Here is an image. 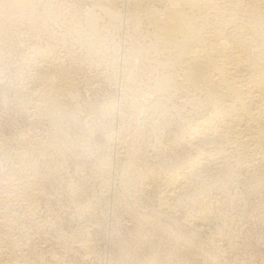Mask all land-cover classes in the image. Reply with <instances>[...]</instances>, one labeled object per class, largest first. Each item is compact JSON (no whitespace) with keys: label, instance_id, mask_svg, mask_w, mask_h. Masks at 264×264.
<instances>
[{"label":"rangeland","instance_id":"1","mask_svg":"<svg viewBox=\"0 0 264 264\" xmlns=\"http://www.w3.org/2000/svg\"><path fill=\"white\" fill-rule=\"evenodd\" d=\"M42 1L34 32L24 23L0 36V264H264L263 147L248 138L249 150L226 147L227 158L198 165L207 179L200 184L184 161L195 156L186 144L192 116L154 89L151 78L175 68L163 71L146 57L154 54L150 26L117 22L111 31L115 25L102 22L107 32L101 31L105 40L99 37L97 48L104 49L89 55L54 15L61 9L83 25L92 3ZM36 45L39 51L55 46L66 57L54 75L68 77L65 95H71L61 101L71 115L50 116L36 101L29 63ZM212 172L217 181L210 180ZM175 173L189 183L187 191Z\"/></svg>","mask_w":264,"mask_h":264},{"label":"bare ground","instance_id":"2","mask_svg":"<svg viewBox=\"0 0 264 264\" xmlns=\"http://www.w3.org/2000/svg\"><path fill=\"white\" fill-rule=\"evenodd\" d=\"M37 1H41V0H0V36L8 34L9 30H11V27L13 26L15 27V25L18 26L19 24L22 25L27 24V26L29 25V27L33 31L34 28H32V26H35L34 24L36 20L43 19L42 17H39L37 14L40 12L36 13L35 11V8L37 7L36 6ZM88 1L90 2V4L92 3L91 7H93V10H89L90 11L89 13L88 11H86L88 14L84 15L85 17L83 19L84 20L83 25L80 24L82 23L80 22L81 21L80 18H79L80 21L78 22L74 21V19L77 17L76 16L77 14L76 15L74 14L76 17L75 18L73 17L74 18L73 19L72 17H67L63 15L61 9L59 11L54 9L56 11L54 16L57 15L56 19L58 18L62 19V23L64 25L63 27L67 28L70 31V34L71 33L73 34V37L76 39V41L79 42V45L80 44L84 45V46L83 45L80 46L81 48L86 47L87 50L83 49V51L84 50L88 51V54L90 53L91 55L94 54L96 56H99L101 54L100 53L101 49H104L102 48L103 45L100 44L99 45L101 48H97L98 43L103 41V40L99 41L100 35L104 37L107 32L106 28H109L108 26H106L105 27L106 30H101L100 23L102 22H106V24H109V26H113L117 22H130L134 28L136 26H139V24L141 25L142 21H145L150 26L151 32L154 35V37H152L154 38V41L152 44L153 46L149 49H151L154 54L153 55L149 54L148 56L150 55L151 56L150 57L146 56V57L149 58L150 62L160 67V69L163 71H165L164 69L175 68V70L172 71V73L166 74L165 72V74H162L161 76L159 75L160 77L156 78V81L154 80V78H151L155 82L154 89L156 93L160 94L159 96L161 97L163 96L164 98L166 97L168 99L177 100L179 102L178 105L179 107L177 106L175 107L177 112H182L183 109H187L192 116L191 118L188 117L190 118L188 120V127L184 125L187 127L188 130H190L192 135L191 137L189 136L190 138L186 136L187 138H189V141L186 142L187 141L186 139V141L184 142H186V144L187 143L190 144L191 149H193L192 151H195V156L190 157L188 159L186 158L187 160L184 161H186V163L187 161H189L188 166L190 168L188 169H190L189 171L194 176L197 177L198 181L202 182L200 184H205V182H207L206 181L207 179L206 176L204 175V172H199V173L196 172L197 168L199 166L200 167L206 166L203 165V162L208 163L206 161H210L211 163L212 161H215L216 158L217 159L227 158L226 156L228 153V152L226 153L227 148H233L234 150H236L237 148L242 147L243 149L246 150L247 149V145L245 143L246 141L245 142L243 141V139L245 138L250 139L253 142L252 144L255 146V148H261V146L263 147V149H261L262 153L260 154H262L261 160L262 163H264V0H88ZM57 3H59V1H57ZM61 3L64 2L61 1ZM119 6L123 8V12L119 10ZM94 11H97V14ZM51 12H53V10ZM70 15H72V13ZM99 15H102V17H100ZM52 19H55V17H53ZM56 22H58L59 25V21ZM46 23H50V22H46ZM62 23L60 22V26ZM36 24H40V23L37 22ZM106 24H102V25H106ZM17 26L16 28L19 27ZM63 27H61V29ZM115 27L116 25L110 27L109 30H111V28L114 29ZM53 29L55 28L53 27ZM137 29L138 27L136 28V30ZM35 31H39V29ZM55 31H54L55 34L61 33L59 31L58 32ZM101 31L103 32L106 31L104 32L105 35H103L104 33L101 34L102 33ZM39 33L36 32V35ZM84 33L86 34L84 35ZM62 34L65 35V37L67 35L64 33ZM102 36L100 37V39L102 38ZM13 37L15 38V35ZM49 37L51 38L52 36ZM61 40L62 42L66 41V39L65 38L62 39V37ZM50 41L52 42V40ZM71 41H74V43L76 42L75 40H71ZM4 44L5 43H3L2 45ZM64 44L65 43H63L62 45ZM14 47L16 48V46ZM73 48L74 47H72V50ZM81 48L79 50H82ZM38 49H39L38 46L37 49L33 48L31 54L29 55V60H30L29 63L31 64L30 66L32 68V73H30L31 74L30 83L32 84V86L30 87V89H32L33 93H35L34 96H36L37 98L36 101L44 104L45 110L50 113L49 114L50 116L53 115L55 117L57 116L65 117L71 115L70 111L63 110L64 108L62 107L64 106L62 105L65 104H62L63 100L61 101V97L70 94L68 93L67 95H65V91L70 90V88L65 90V88H67L66 86L68 85V80H67L68 77L62 74L59 77L60 78L59 79L54 75L56 69L63 64V58L66 57L64 56V54L63 55L60 54L61 51L60 53H58L55 50V46L54 48L51 46H47L43 51H39ZM68 49L65 51H69ZM102 53H104V50ZM85 55L88 56L87 54ZM75 56H76V52H75ZM103 58L101 59L100 57L101 59L100 62L103 61ZM90 60L92 59L90 58ZM151 64L149 65L148 63L149 66H151ZM1 66L3 67V65ZM154 69L151 70L154 71ZM60 70H63V68ZM62 72L63 71H61V73ZM159 72L161 71H158V73ZM30 92L31 90L28 93ZM150 94L152 95V93ZM29 95H31V93ZM156 99L157 98H155V100ZM145 100H149V98H146ZM157 101L158 100H156V102ZM163 101H161V103L165 102ZM144 102L146 103V101ZM148 102L151 103L150 100ZM39 103H36V105H40ZM69 106L72 107V105L70 104ZM169 106L171 107L174 105L169 104ZM155 108H151V109H155ZM165 108L166 107H164L163 109ZM40 109H42L41 106ZM161 111L162 110H160V112ZM163 111L165 112V110ZM174 114H176V112H174ZM181 120L183 119H180V121ZM186 121L187 120H185L184 122L186 123ZM184 134L187 135L186 133ZM181 140L182 139H180L179 144H181ZM251 141L248 142L250 143ZM183 146L185 145L183 144ZM186 146L183 147V149H186L188 147ZM212 151H215L214 155ZM179 153L180 152H178L177 155ZM187 153H189V151H187ZM181 154H179V156H181ZM185 157H186L185 155L181 156V159L183 160V158ZM179 162L177 164H179ZM183 165L186 166V164ZM215 165L217 166V164ZM218 166L220 168L221 165ZM215 171H218V169ZM176 172L179 173V171ZM178 173H175L176 175L174 174H170V175H174V179L177 181V184L182 186L181 189L183 190V188H186V190L184 189V191H187V189H189V187L191 186L187 185L189 183L186 184L185 183L186 180L184 179L185 181H183L182 176L177 175ZM186 174L183 178L186 177ZM165 176H169V174L168 175L166 174ZM209 176H210L209 177L210 180L214 179L213 181H217L215 180L216 174H213V172ZM172 179L173 178L166 179L168 185L173 183ZM188 191L193 192L190 190Z\"/></svg>","mask_w":264,"mask_h":264}]
</instances>
